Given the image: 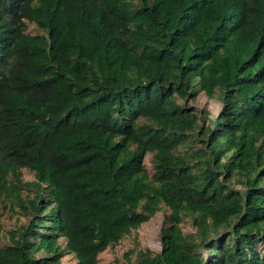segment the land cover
I'll use <instances>...</instances> for the list:
<instances>
[{
  "label": "trees",
  "instance_id": "trees-1",
  "mask_svg": "<svg viewBox=\"0 0 264 264\" xmlns=\"http://www.w3.org/2000/svg\"><path fill=\"white\" fill-rule=\"evenodd\" d=\"M8 201L0 264H99L158 212L130 264H264V0H0Z\"/></svg>",
  "mask_w": 264,
  "mask_h": 264
},
{
  "label": "rangeland",
  "instance_id": "rangeland-1",
  "mask_svg": "<svg viewBox=\"0 0 264 264\" xmlns=\"http://www.w3.org/2000/svg\"><path fill=\"white\" fill-rule=\"evenodd\" d=\"M27 32L29 34H37L41 32L35 23L28 22ZM193 106H196L199 110H208L210 115H217L222 107V103L217 98H208L204 92H200L197 99L191 102ZM146 163L151 172H153V165L150 162V155L146 158ZM35 176L29 169H23V180L32 181ZM234 184L240 188L241 185L234 182ZM30 193L34 194L32 190H26L24 194ZM18 206L12 209L10 206V201L7 202L5 207L2 202H0V215L1 222L3 224V234H2V244H6L10 241V232L12 230L18 231L22 225L27 224L29 217L23 215L22 213H16ZM164 222V212H158L149 221L143 223L137 230L133 231L132 234L124 237L118 244L110 246L107 250L99 255V264H130L126 259V253L132 249H146L150 248L152 251H159L162 249L160 231ZM184 231L193 232V227L186 223L184 224ZM62 244L65 241L62 240ZM262 247L260 246L259 249ZM136 253L132 254L133 263L135 262ZM77 259L74 254L65 255L61 264H76Z\"/></svg>",
  "mask_w": 264,
  "mask_h": 264
}]
</instances>
